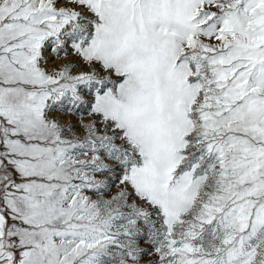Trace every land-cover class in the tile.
Instances as JSON below:
<instances>
[{"label": "snow or ice", "instance_id": "snow-or-ice-1", "mask_svg": "<svg viewBox=\"0 0 264 264\" xmlns=\"http://www.w3.org/2000/svg\"><path fill=\"white\" fill-rule=\"evenodd\" d=\"M0 264H264V0H0Z\"/></svg>", "mask_w": 264, "mask_h": 264}]
</instances>
